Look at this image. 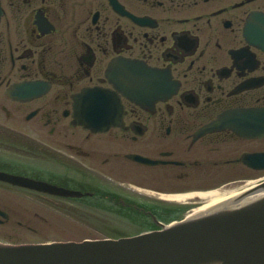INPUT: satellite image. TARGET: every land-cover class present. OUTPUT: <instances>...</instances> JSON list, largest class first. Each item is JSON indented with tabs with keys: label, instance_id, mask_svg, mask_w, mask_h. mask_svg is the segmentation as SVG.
Returning a JSON list of instances; mask_svg holds the SVG:
<instances>
[{
	"label": "flooded vegetation",
	"instance_id": "1",
	"mask_svg": "<svg viewBox=\"0 0 264 264\" xmlns=\"http://www.w3.org/2000/svg\"><path fill=\"white\" fill-rule=\"evenodd\" d=\"M113 2L2 0L0 173L84 195L0 180V226L44 219L29 214L30 203L90 199L164 219L174 208L165 196L251 178L243 156L264 152V135L251 137L255 121L264 127V48L248 42L245 24L251 16L253 27L264 25V0ZM138 62L158 71L156 94L128 97L113 86L122 65ZM160 73L176 93L160 94ZM90 88L118 96L105 131L76 122V97Z\"/></svg>",
	"mask_w": 264,
	"mask_h": 264
},
{
	"label": "water",
	"instance_id": "2",
	"mask_svg": "<svg viewBox=\"0 0 264 264\" xmlns=\"http://www.w3.org/2000/svg\"><path fill=\"white\" fill-rule=\"evenodd\" d=\"M1 14L0 5V17ZM249 35L251 37V28ZM135 66H138V70L130 67L117 75L125 77L124 84L128 87H135V73L142 68L141 65ZM143 71L145 77L152 75L146 68ZM138 83H141L140 79ZM119 86L122 87L121 84ZM168 91L174 92V86L171 85ZM94 94L104 95L100 92L88 93L86 97ZM102 109L95 105L93 112L103 114ZM85 120L79 122L87 125ZM0 177L53 194L78 195L26 179L7 175ZM261 191H264V183L237 199ZM0 264H264V195L236 207L216 208L171 226H164L162 231L118 240L18 246L0 244Z\"/></svg>",
	"mask_w": 264,
	"mask_h": 264
},
{
	"label": "rangeland",
	"instance_id": "3",
	"mask_svg": "<svg viewBox=\"0 0 264 264\" xmlns=\"http://www.w3.org/2000/svg\"><path fill=\"white\" fill-rule=\"evenodd\" d=\"M248 172H243L242 175ZM264 177V172H251V180ZM245 185V182H240L231 186L235 190H239ZM229 188L228 186H222ZM219 188V187H218ZM139 190V189H138ZM196 200V201H195ZM198 202L200 199H189L186 202ZM7 204V202H3ZM1 204V202H0ZM28 206L32 212H41L44 219L27 217L25 223H29L30 228L20 227L15 224H9L0 227V242L11 244H37L54 241H82L84 239H102L110 237V235H131L141 229V223H135L130 220L121 218L106 219V214L91 208L86 212L82 205L72 203L58 204L50 202L47 207H40L35 203H30ZM198 205V204H196ZM27 206V205H26ZM51 209V210H49ZM97 209V208H96ZM61 211V212H60ZM97 213H95V212ZM100 218H97V217ZM94 217V218H93ZM109 220V222L107 221ZM15 228L13 229V227ZM106 229L107 231L103 230ZM110 232V233H109ZM129 233V234H128Z\"/></svg>",
	"mask_w": 264,
	"mask_h": 264
},
{
	"label": "bare ground",
	"instance_id": "4",
	"mask_svg": "<svg viewBox=\"0 0 264 264\" xmlns=\"http://www.w3.org/2000/svg\"><path fill=\"white\" fill-rule=\"evenodd\" d=\"M252 184V182H251ZM234 188H224L220 190H214V191H208V192H200V193H193V194H180V195H173V196H166L167 199L169 200H174L177 202H182L187 199H192L195 196L200 197L204 201L207 202V204L195 211L192 216H198L201 215L208 210H214L222 207H236L241 204H244L245 202H249L252 200H255L256 198L262 196L264 193H258V194H253L249 197H245L244 199L240 200L237 199L239 193H236ZM237 200V201H236Z\"/></svg>",
	"mask_w": 264,
	"mask_h": 264
}]
</instances>
